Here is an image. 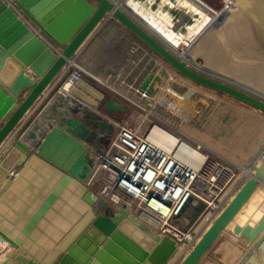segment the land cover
<instances>
[{"label": "water", "instance_id": "obj_1", "mask_svg": "<svg viewBox=\"0 0 264 264\" xmlns=\"http://www.w3.org/2000/svg\"><path fill=\"white\" fill-rule=\"evenodd\" d=\"M12 2L0 0V237L9 244L0 264H212L223 261L214 248L228 229L242 241L235 256L245 255L243 243L262 248L264 213L253 226L235 219L258 189L264 191V119L243 158L232 146L264 115V84L232 68L235 51L227 33L237 24L249 26L252 54L238 57L256 56L260 73L264 0H235L204 28L213 12L192 0H128L127 8L181 54L118 0ZM70 62L87 75L61 95ZM175 74L254 110L243 111L240 127L225 141L202 135L204 127L186 128L250 173L185 253L123 206L109 205L89 184L117 124L133 112L113 93L170 117L151 96ZM190 203L197 206L192 222L203 205L190 197L181 212ZM250 262L245 256L239 264Z\"/></svg>", "mask_w": 264, "mask_h": 264}, {"label": "built area", "instance_id": "obj_2", "mask_svg": "<svg viewBox=\"0 0 264 264\" xmlns=\"http://www.w3.org/2000/svg\"><path fill=\"white\" fill-rule=\"evenodd\" d=\"M5 1L14 6L12 0ZM234 1L220 0V8L213 12L228 8ZM119 2L124 4L122 0ZM63 75L65 79L57 93L67 95L73 83L87 72L70 62ZM151 99L157 103L155 96ZM205 157L204 163L193 168L153 144L138 127L121 122L99 155L89 184L109 205L123 206L154 231L170 237L182 247L185 245L187 250L245 179L238 178L240 172L229 161ZM190 197L203 206L188 226H181L176 219ZM8 249L9 244L0 237V261Z\"/></svg>", "mask_w": 264, "mask_h": 264}, {"label": "rangeland", "instance_id": "obj_3", "mask_svg": "<svg viewBox=\"0 0 264 264\" xmlns=\"http://www.w3.org/2000/svg\"><path fill=\"white\" fill-rule=\"evenodd\" d=\"M202 4L205 8L211 9L212 12L215 10H218L220 8V0H206V1H203ZM207 17L210 19L209 14L207 15ZM209 19H207V22L209 21ZM207 22H206V24H207ZM241 26L239 24H237L236 28L234 29L235 32L229 31L227 33L229 35L230 40H231V44L234 45V46H232L233 47L232 50L235 51L234 57L231 56L232 58L229 59V62H231V64L234 66L232 68H234L235 70H238L239 72L243 71V74L246 77L252 78L255 83L262 81V84H264V69L260 73L256 71L257 70L256 69V66H257L256 63L258 62V60L256 59V56L254 58H251L252 57V55H251V57H249V58L244 57L245 59H243L242 57H238V56L243 55L244 53H247L245 55L252 54L251 52H249V48L252 47L251 46L252 44L247 42L248 38H247V36H245L249 32V26L248 25L244 26L243 24H241ZM253 27H254V25H253ZM263 28L264 27H260V29H263ZM241 45H243V46H241ZM175 50L177 52H181L180 48H178V49L176 48ZM198 62L200 63V62H202V60L199 59ZM171 85L174 87H177L175 84H171ZM164 89H163V94L161 96H159L160 98H157V100H156L157 103H155V104L162 108L163 107L162 103H164V105H165V107H163L164 110L166 109V111H168L170 113V115L177 117L174 115L175 110H173V109H176V108H174V105L171 106V109H168L167 107H169V105L165 103V100L168 99L170 101V99H171L170 88H166L165 92H164ZM201 93H203V92H201ZM203 94L198 95L199 96L198 98H200V99L192 98V100H190L189 98L185 97L184 100H186V101L183 102V104L181 103L179 105V108L182 109V111L184 113L188 114V117H187V115L177 117L179 119L180 123L183 124V126L171 121L169 118H167L165 116L160 115L158 112L154 111L153 109H150V108L146 107L145 105H142L139 103L138 104L140 106L130 103V107L133 110V112L124 115V121L123 122H127L132 127H138L140 132H143L145 134H147V132L150 131V129L153 127L152 125H157L160 128L164 129L166 132H168L170 135L174 136L179 143L180 142L187 143L189 146L199 150V152H201L204 155V158H206L205 155H209V156H214L215 158H219V159L223 160L224 159L223 157H226L224 154H221V152H219L214 147L209 145V143H207L206 141L197 137L196 135H194L193 133L188 131V129H186L189 127L191 129L199 132L200 130L197 129V126L203 127V123L206 120H208L209 122L211 121L212 112L218 106V104H217L218 102L211 104L209 102L211 99L208 100V98L204 96L206 94H204V95ZM218 95H222V94H218ZM156 97H158V96H156ZM229 99H231V98H229ZM195 100H196V102H195ZM218 100L223 101L221 99H218ZM231 101L232 102L229 101L228 103L231 104L235 109H237V111L240 110V113L235 112V109L230 110V109L222 108L219 105L220 109L217 112L219 114H222L223 117H221L219 119V121H217L218 119L216 120V117H214L213 119L216 122L214 123V125L212 127L208 126V128L203 129L201 131L202 135L206 136L210 140H214V137H215V138L224 139L223 141H225L226 136H228L227 134H231L234 127H240V121L245 117V114L243 113V111L247 112V113H253L254 112V110L252 108L246 106L245 104H243L241 102H238L237 100L232 99ZM174 103L178 104V102H174ZM197 103H199V104L197 105ZM184 104L186 106H190L191 108L190 109L188 108V110H186L187 108H184ZM193 109L195 112V116L193 115V112H191ZM183 112H182V114H183ZM262 119H264V115L259 114V117L253 122L252 126L249 128L248 132L244 135V137L241 138L240 141L233 143V146H234L233 152L239 153L240 156L243 155V149L246 147V145L249 144V142H251V141H255V140H253V135L263 125ZM221 120H223L222 123H220ZM217 123L219 124V127L217 126L218 125ZM220 155H222L223 157ZM238 172H239V169H238ZM237 176H238V178H240L241 174L237 173ZM256 199H257V201L260 200V199H258V197ZM257 204H256V201H254L253 203L249 202L245 206V208H244L245 210L243 209V211H241V213L237 216L236 219L238 221H241V222L248 221V220H250V218L255 219V215L261 209V207H257ZM238 221H237V223H238ZM228 240L229 239L227 238V236L222 238L221 241L219 242V244L217 245V247L215 246L214 251L217 253L220 250L221 245H222L223 250L224 251L226 250L225 253L228 254L231 252V255L233 256L237 245H236V243H234L235 245L232 242L230 243V241H228ZM225 257L228 258L229 256L227 255ZM226 260H229V259H225L223 261L221 260V262L223 264H226ZM217 263L218 262H215V264H217Z\"/></svg>", "mask_w": 264, "mask_h": 264}, {"label": "crops", "instance_id": "obj_4", "mask_svg": "<svg viewBox=\"0 0 264 264\" xmlns=\"http://www.w3.org/2000/svg\"><path fill=\"white\" fill-rule=\"evenodd\" d=\"M118 1H120V0H118ZM122 1H124V4H122V3H120V5L122 6V7H125L128 11H130L128 8H127V3H128V0H122ZM203 1H206V0H192V2H194V4H196V5H200V7H201V5H203V4H201V3H203ZM130 13H132L131 11H130ZM133 14V16L138 20V22L140 23V24H142V26L143 27H145L151 34H153L156 38H158L159 40H161L163 43H165L166 45H168L170 48H172V49H175L174 47H173V45L166 39V38H164L161 34H159L155 29H153L148 23H146L143 19H141V18H139L138 16H136V15H134V13H132ZM208 15V14H207ZM207 22V21H206ZM208 23V22H207ZM205 26V24L203 25V27ZM181 49V48H180ZM176 51V50H175ZM181 51H182V49H181ZM179 53V52H178ZM195 65H198V64H195ZM171 84H175L177 87H174V86H172ZM165 88V89H164ZM166 88H170V92H171V95H170V97H171V99H170V101L167 99V100H165V103L166 104H168L169 105V107H167L168 109H171V106H176V109H173V110H175V116H177V117H180V116H186L187 115V117H188V114H186V113H184L183 111H182V109H180L179 108V105L182 103L183 104V102H185L186 100H184L185 99V97H187V98H189L190 100H192V98H198L199 96V94H203L204 92V94H206V95H204L205 97H207L208 98V100L209 99H211L209 102L211 103V104H213V103H216L214 100L215 99H217V101H220V100H218V99H221V100H223V101H230V102H232L231 100L232 99H229L228 97H226V96H224V95H218L219 93H217V92H214V91H211V90H208V89H204V88H202V87H199V86H197V85H195V84H193V83H191L190 81H188L187 79H185V78H183V77H181L180 75H177V74H175V75H170L168 78H167V80L159 87V90H158V92L156 93V94H154V95H152L153 97L155 96H158V97H156V99L157 98H160L159 96H161L162 94H163V89L164 90H166ZM112 93H113V91H111ZM165 92V91H164ZM201 92H203V93H201ZM116 97H119V99L121 100V101H123L127 106H129L130 107V103L131 104H134L132 101H130V100H128L127 98H125V97H123L122 95H120V94H118V92H115V93H113ZM151 96V97H152ZM220 96V97H219ZM198 99H200V98H198ZM189 101V100H188ZM174 102H178V104H176V103H174ZM195 102H196V100H195ZM235 102V101H234ZM159 103V102H158ZM160 104V103H159ZM199 103H197V105H198ZM161 105V104H160ZM162 106L163 107H165V105H164V103H162ZM162 107V108H163ZM178 107V108H177ZM208 107V106H207ZM219 107V105L216 107V109L212 112V116H211V121L209 122L208 120H206L204 123H203V127H204V129L205 128H208V126H213L214 125V123L216 122L213 118L214 117H216V120L217 121H219V119L221 118V117H223V115L222 114H219L218 112H217V108ZM184 108H187L186 110H188V108L190 109L191 107L190 106H186L185 104H184ZM164 109V108H163ZM167 109V110H168ZM229 109V108H228ZM165 111H166V109H165ZM168 112V111H167ZM173 112V111H172ZM182 112H183V114H182ZM191 112H193V115L195 116V112H194V109L191 111ZM235 112H239L240 113V110L239 111H237V109H235ZM168 114L170 115V113L168 112ZM226 115V114H225ZM172 116V115H171ZM168 118V117H167ZM208 121V122H207ZM223 122V120H221V122L220 123H222ZM218 124V123H217ZM218 127H219V124L217 125ZM263 133H264V131H263ZM261 135H262V133H261ZM223 141V140H222ZM232 148H234V146H232ZM245 156V154H243L242 156H241V158H243ZM239 169V172H240V169H242V168H238ZM241 174V173H240ZM242 176V175H241ZM90 186H91V188L94 190V187H93V185H91L90 184ZM258 197V199H260L259 201H257V198ZM256 199V200H255ZM256 201V204H257V207H261V209L257 212V214L255 215V216H257L255 219H251L250 218V220H248V221H245V222H241V221H238L237 219H235L236 220V222L238 221V224L239 225H244V224H246V223H249L251 226H253V225H255L256 223H257V221H258V219L261 217V215L264 213V191H262L261 189H258L256 192H255V195L253 196V198H252V200L251 201H249L250 203H253L254 201ZM248 202V203H249ZM247 203V204H248ZM246 204V205H247ZM245 205V206H246ZM245 206L243 207V209L245 208ZM243 209H242V211H243ZM197 210V206L194 204V203H190L189 205H188V207L187 208H185L184 209V211L181 213V215L179 216V217H177V219H176V222L179 224V225H181V226H188L190 223H191V220H190V218H189V215H192L193 214V212L194 211H196ZM245 210V209H244ZM260 212V213H259ZM235 222V221H234ZM233 224H235V223H233ZM232 224V225H233ZM225 236H227V238L229 239L228 241H230V243L232 242L233 244L234 243H236V245H238V244H241L242 243V241H241V239L239 238V236H237V235H234L233 233H231L230 232V229H228L227 231H224L223 232V234H222V237L219 239V241L217 242V245L219 244V242L221 241V239L222 238H224ZM217 245H216V247H217ZM230 245V244H229ZM232 245V244H231ZM235 245V244H234ZM255 245L254 244H247V243H243V251L245 250L246 251V253H245V255L242 257L241 255H237V256H235V255H231V252L230 253H225L226 252V250L224 251L223 250V247H222V245H221V248H220V250L217 252V254L219 255V256H222V258H223V260H225V259H229V260H227V261H229V263L231 264V262H232V264H239L241 261H242V259L245 257V256H248V257H250V259H251V262H250V264H262V262H261V259L263 260L264 259V244H263V246H262V248L261 249H258V248H255L254 247ZM225 253V254H224ZM229 256L228 258L227 257H225V256ZM231 255V256H230ZM215 262H218L217 264H223L222 262H221V260L220 259H215L214 260V263L213 264H215Z\"/></svg>", "mask_w": 264, "mask_h": 264}, {"label": "bare ground", "instance_id": "obj_5", "mask_svg": "<svg viewBox=\"0 0 264 264\" xmlns=\"http://www.w3.org/2000/svg\"><path fill=\"white\" fill-rule=\"evenodd\" d=\"M214 15L215 12H213V14L210 13V19L208 23L210 22V20ZM147 139L151 141L153 144L157 145L160 149L167 151L170 154H173L174 158L180 160L181 162H184L185 164L193 168L201 165L206 161V158H204V155L201 152H199V150L189 146L187 143L184 142L179 143L174 136L170 135L168 132H166L164 129L160 128L157 125H153L150 131L147 132ZM247 172L250 173V171L247 169H243V168L240 169V173L242 175L241 181L247 176ZM257 216H255V218ZM190 247L191 246H189V248ZM184 248L185 245H183V247L180 246V251L185 253L189 248L187 250H185Z\"/></svg>", "mask_w": 264, "mask_h": 264}, {"label": "trees", "instance_id": "obj_6", "mask_svg": "<svg viewBox=\"0 0 264 264\" xmlns=\"http://www.w3.org/2000/svg\"><path fill=\"white\" fill-rule=\"evenodd\" d=\"M168 118H169L171 121H173V122H175V123L180 124V125L183 126V124L180 123V121H179V119H178L177 117H174V116H171V115H170V117H168Z\"/></svg>", "mask_w": 264, "mask_h": 264}]
</instances>
